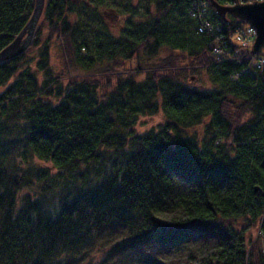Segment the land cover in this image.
Wrapping results in <instances>:
<instances>
[{
	"label": "trees",
	"instance_id": "1",
	"mask_svg": "<svg viewBox=\"0 0 264 264\" xmlns=\"http://www.w3.org/2000/svg\"><path fill=\"white\" fill-rule=\"evenodd\" d=\"M142 1L46 0L0 63V264H264V67L216 59L193 0ZM34 5L0 0V52ZM210 15L226 41L244 26Z\"/></svg>",
	"mask_w": 264,
	"mask_h": 264
},
{
	"label": "water",
	"instance_id": "2",
	"mask_svg": "<svg viewBox=\"0 0 264 264\" xmlns=\"http://www.w3.org/2000/svg\"><path fill=\"white\" fill-rule=\"evenodd\" d=\"M208 2L222 22H227L230 17L252 28L255 33L252 52L264 57V1L237 4L234 7L222 6L214 0H208ZM45 4L46 0H35L34 10L23 31L0 52V63L19 57L30 47L42 18Z\"/></svg>",
	"mask_w": 264,
	"mask_h": 264
},
{
	"label": "rangeland",
	"instance_id": "3",
	"mask_svg": "<svg viewBox=\"0 0 264 264\" xmlns=\"http://www.w3.org/2000/svg\"><path fill=\"white\" fill-rule=\"evenodd\" d=\"M262 1H264V0H262ZM133 3L135 6H137V8H139V10L145 4L142 0H134ZM246 3L250 4L252 2H246ZM225 7H227V6H225ZM107 14L110 15V16L107 15L108 16L107 18H109L108 20L110 21L111 25H113L116 28L123 25V19H121L120 16H118V13H116V11H114L112 9L111 11H107ZM42 18H43V15H42ZM42 18L40 20V23L42 22ZM40 23H39V25H40ZM242 24H244V23H242ZM246 27H249V26L244 24V26L241 29L245 30V29H247ZM42 31L46 32V29L44 28ZM234 35H235V33L233 34V37L230 38L231 42L234 43L235 45H240V46L243 45L244 46V43H242L241 40L237 36H234ZM254 41H255V35L252 33V38L248 42V48L249 49H245L247 51V53H248V51L252 50V46H253ZM54 47L55 46H53L52 50H51V65H53V68L56 71H61V70H63V66H62L61 61L59 59V56L57 54L58 51H56V49ZM167 55H168L167 52L161 51L158 54V57L156 59L154 58V59L149 60V61L141 60L140 61V68H141L142 72L146 74L147 72L159 70L158 68L160 66V60L166 58ZM216 55H218V54H216ZM216 55H214V56L217 59ZM30 56H32V54ZM246 56L249 57L248 55H246ZM235 59L240 60L239 56L229 57L228 55H226L225 57H222V59L219 61L233 62V61H235ZM134 67H135L134 64L125 66L126 69H128V70L131 69V72H133ZM260 69H263V67L259 68L258 70H260ZM71 74H72L71 77L81 75L75 71L74 72L71 71ZM183 80H184V78H183ZM190 80H191L190 83H187V84L194 87V88H197V89H206V88H209V86H210L209 80H208V75H207L206 71H204V70H199L194 75H191ZM63 82H66V80L63 79ZM163 121H164V118H163V114L161 112H159L157 115H155L153 117L141 118L135 127V132L142 135V134H146L150 131H154L163 123ZM252 239L258 240V243H259L258 246L260 247L261 252L264 253V237H261L260 233L257 230H255L252 233Z\"/></svg>",
	"mask_w": 264,
	"mask_h": 264
},
{
	"label": "built area",
	"instance_id": "4",
	"mask_svg": "<svg viewBox=\"0 0 264 264\" xmlns=\"http://www.w3.org/2000/svg\"><path fill=\"white\" fill-rule=\"evenodd\" d=\"M254 1H262V0H225V5L233 6L236 3L243 4L246 2H254ZM189 8L191 10L190 16L193 19H196L198 22L202 23V30H200V33L205 32L215 36L216 38H219L216 40V44L213 47L214 55L218 54L216 55L218 60H221L222 57H225L226 55H228L229 57L239 56V58H242L241 57L242 49L248 48V42L252 38V33L254 34L252 28L246 27L247 29L245 30L237 29V32L235 33L234 36H237L241 40V42L244 43V46L237 45L238 48L235 49L232 48L230 43L224 39V36L222 35V31L215 26L216 23L210 21L207 12V3L205 0H193ZM231 44L233 43L231 42ZM233 52H234V56L232 55L230 56L229 54ZM248 56L249 57H247V59L250 63H252V65H255L257 68L264 67V57H252L250 55Z\"/></svg>",
	"mask_w": 264,
	"mask_h": 264
}]
</instances>
